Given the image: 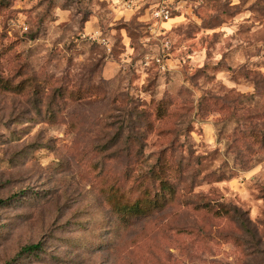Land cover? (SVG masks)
Returning <instances> with one entry per match:
<instances>
[{"label": "rangeland", "instance_id": "rangeland-1", "mask_svg": "<svg viewBox=\"0 0 264 264\" xmlns=\"http://www.w3.org/2000/svg\"><path fill=\"white\" fill-rule=\"evenodd\" d=\"M122 1L0 0V264H264V0Z\"/></svg>", "mask_w": 264, "mask_h": 264}, {"label": "trees", "instance_id": "trees-1", "mask_svg": "<svg viewBox=\"0 0 264 264\" xmlns=\"http://www.w3.org/2000/svg\"><path fill=\"white\" fill-rule=\"evenodd\" d=\"M5 86H7V83L4 84ZM154 172V171H152ZM170 184V183H169ZM164 187L167 188H171V184L170 185H165ZM159 200V199H157ZM1 202V200H0ZM114 210L115 212L118 214V216H122L125 218H138L142 215H145L147 213H149L153 208V206H159L158 201H154L152 202L151 200L149 201H141V200H136L132 203H114ZM229 210L231 212V215L238 221L241 222V225L245 226L248 222V218L246 217V213L245 211H243L242 209L238 208V207H233L231 205H228ZM41 244L40 243H36V244H30V245H26L24 246L21 251L19 253H17L16 257L14 259L20 258L22 257L21 255L23 254H34L37 253V251L41 248L40 247Z\"/></svg>", "mask_w": 264, "mask_h": 264}, {"label": "built area", "instance_id": "built-area-1", "mask_svg": "<svg viewBox=\"0 0 264 264\" xmlns=\"http://www.w3.org/2000/svg\"><path fill=\"white\" fill-rule=\"evenodd\" d=\"M145 0H123L122 2L126 3L128 8L135 7L140 2ZM160 2L159 8L154 11L156 17H160L163 20H168L171 18L170 9L168 8V0H158ZM102 42H106V39H102Z\"/></svg>", "mask_w": 264, "mask_h": 264}]
</instances>
